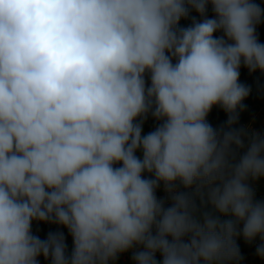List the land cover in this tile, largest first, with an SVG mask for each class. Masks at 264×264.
<instances>
[{"label": "clouds", "instance_id": "clouds-1", "mask_svg": "<svg viewBox=\"0 0 264 264\" xmlns=\"http://www.w3.org/2000/svg\"><path fill=\"white\" fill-rule=\"evenodd\" d=\"M189 7L204 19L179 28ZM262 18L254 0H0V264H109L133 248L135 264H224L241 223L264 259L249 183L264 178V137L245 145L231 128L241 65L264 73ZM217 105L222 135L206 120ZM148 114L161 123L142 134ZM205 196L231 218L199 217ZM34 220L65 226L71 256Z\"/></svg>", "mask_w": 264, "mask_h": 264}, {"label": "crops", "instance_id": "crops-1", "mask_svg": "<svg viewBox=\"0 0 264 264\" xmlns=\"http://www.w3.org/2000/svg\"><path fill=\"white\" fill-rule=\"evenodd\" d=\"M254 2L258 4L262 10H264V0H254ZM207 9L208 12L207 14H205V16L210 19L215 18V14L212 11L211 4L207 6ZM203 19L204 17H201V15L198 12H196L194 9H191L189 7V15L187 17H182L180 19L178 27L184 28L185 27L184 23L189 24V26L191 27L194 21L201 22ZM256 34L259 42L264 43V18H262L261 22L257 25ZM222 35H223L222 32L214 33V37H220ZM173 63H175V60H173ZM239 71H240V76L244 81L257 80L261 82L259 86V92L257 94L258 96L256 95L257 100L256 102L253 103L251 107L252 113L250 114L248 121L242 125L241 130H244L249 135H251L252 133H259L262 137H264V82L260 81L262 77H264V73H261L259 70L255 72H249V70L246 67H244L243 64L241 65ZM145 78H147L150 83L149 74H146ZM256 96L253 95L252 97H256ZM149 123L151 125H153L154 123V119H152L151 114H150ZM149 123L146 124V127H143L144 133L148 131L147 127L152 128V126ZM244 141L246 145L248 143V140L247 141L244 140ZM244 151H246V148L238 150V154L242 155ZM249 183L254 190L255 200L264 201V178L255 181L250 180ZM217 215L219 216V218L223 217V220L231 218L230 216H223L219 213H217ZM242 227L243 224L238 225V232L240 234L235 237V241L240 242L239 258L231 260L230 264H260L261 263L260 256L255 255L249 249V246L247 245L248 241H246L242 235ZM31 231L34 236L39 237L41 240H46L48 238L49 233H60L61 229L59 227L54 228L52 224H46V222L44 221L34 220L31 225ZM37 260H38V264H52L51 256L45 258L43 254H41L40 256L37 257Z\"/></svg>", "mask_w": 264, "mask_h": 264}, {"label": "trees", "instance_id": "trees-1", "mask_svg": "<svg viewBox=\"0 0 264 264\" xmlns=\"http://www.w3.org/2000/svg\"><path fill=\"white\" fill-rule=\"evenodd\" d=\"M184 25L186 28L190 27L189 24L184 23ZM260 81L264 82V77H262V79ZM239 83L245 85L249 89V94H250V95L248 94V96L242 101V103L245 107L242 110L239 108L237 109L238 119H237L236 123L231 125V128L241 130L242 125L248 121V118H249L250 114L252 113L251 107H252L253 103L256 102V100H257V96H258L257 94L259 92V86H260L261 82H259L257 80L244 81L241 78V76H239ZM253 95L254 96L257 95V96L252 97ZM228 119H229V113L225 112L224 109L222 107H220L219 105L214 106L206 117L207 123H209L213 127V129L216 130L221 135L223 132L230 130V126L228 125ZM137 155L142 156V153L140 151H138ZM180 190L181 191H188L189 189H183L181 187ZM195 202L199 206L204 205V210L197 213V215L199 217L202 218L203 213H205V212H209L215 216H218L217 212H215V210L212 208V206L210 204H207L205 202L202 203V201L198 202L197 198H195ZM64 234H65V241L64 242L66 245L65 254H66V256L70 257L72 254L73 248H74L73 238H72L71 233L68 231V229L64 230ZM230 263H231V261L224 262V264H230Z\"/></svg>", "mask_w": 264, "mask_h": 264}, {"label": "rangeland", "instance_id": "rangeland-1", "mask_svg": "<svg viewBox=\"0 0 264 264\" xmlns=\"http://www.w3.org/2000/svg\"><path fill=\"white\" fill-rule=\"evenodd\" d=\"M145 79H146V84H147L148 86H150V83H149L148 79H147V78H145ZM149 80H150V78H149ZM151 117H152V115H151ZM152 119H154V123H153V125H151V124L149 123V121H147L146 119H145L144 122H143V127H146V124H147V123H149V124L152 126V128L147 127V130H148V131H147L146 133H149V132L153 131V130L158 126V124L161 123V121H156V119L153 118V117H152ZM149 124H148V125H149ZM146 133H144V130L142 131V134H146ZM117 166H119V165H117ZM145 177H149V174L145 173ZM187 192H190V193H191V192H194V188H193V189H189ZM156 196H157L158 199H163V200H165V203H167V205L165 204L166 207L171 205V200H170V198H169V196H168V193H166V192L164 191L163 184H161L160 187L157 189V191H156ZM196 198H197V201H198V202L201 201V199H200L199 197H196ZM204 202L207 203V198H206V196H205V200H204L202 203H204ZM195 204H196V207H197V213H199L200 211H203V210H204V205H200V206H199L196 202H195ZM207 204H209V203H207ZM46 224H52V226H53L54 228L59 227V228L61 229V231H64L65 229H67L65 226L60 225V224H58V223L46 222ZM257 238H259V237H256L255 239H257ZM255 239H254V240H255ZM254 240H253V241H254ZM259 240H260V242H262L260 238H259ZM253 241H251V242L248 241V243H247V245L249 246V249H250V250H251V243H252Z\"/></svg>", "mask_w": 264, "mask_h": 264}, {"label": "built area", "instance_id": "built-area-1", "mask_svg": "<svg viewBox=\"0 0 264 264\" xmlns=\"http://www.w3.org/2000/svg\"><path fill=\"white\" fill-rule=\"evenodd\" d=\"M208 12V9L206 11V14ZM147 121H150V114H148L147 118H146ZM248 136L249 134L246 133L245 137H244V140H248ZM247 145V144H246ZM167 205V203H165ZM221 220H223V217H220ZM242 224V223H241ZM60 233H63L64 235V241H65V234H64V231L60 232ZM236 244L239 248L240 246V242L236 241ZM261 244L259 238L255 239L252 243H251V251L257 255V252H256V249L257 247ZM137 249L136 248H133L127 252H124V253H120L118 254L117 258L115 260H110L109 261V264H135L134 260H133V253L136 251ZM157 261L159 262V264H162V256L160 253H157L156 254V257ZM260 260H261V263L260 264H264V259H262L260 257Z\"/></svg>", "mask_w": 264, "mask_h": 264}]
</instances>
